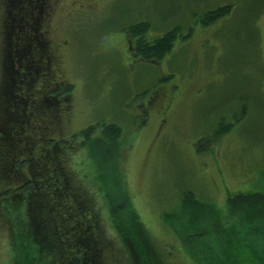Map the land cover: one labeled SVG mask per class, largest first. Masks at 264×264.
Masks as SVG:
<instances>
[{"label":"rangeland","instance_id":"rangeland-1","mask_svg":"<svg viewBox=\"0 0 264 264\" xmlns=\"http://www.w3.org/2000/svg\"><path fill=\"white\" fill-rule=\"evenodd\" d=\"M224 3L233 4L229 14L202 29L203 12ZM71 6L72 0H55L48 16L54 70L74 86L71 115L60 125L65 128L61 136L100 121L123 129L115 150L119 177L158 245L160 264H201L194 249L183 245L161 217L170 212L179 221L193 220L180 211L187 192L219 210L221 221L230 219L227 230L222 226L227 239L247 244L236 264H264V206L250 204V199L264 196V0H109L101 15L81 16H73ZM15 16V11L9 13V2L0 0L3 100L11 90L7 70L11 58L15 61L10 57L15 56ZM140 20L151 23V37L179 27L184 39L163 59L143 61L129 50L132 40L126 28ZM7 117L2 105L0 120ZM222 121L234 123L233 129L210 146L204 140L208 150L198 152V142L213 138ZM75 152L72 163H88L86 151ZM237 193L253 196L243 208L249 213L248 226L237 212L229 214V197ZM3 213L0 209V264H16ZM18 216L25 221L22 212ZM207 226L212 232L214 224ZM183 230L188 236L189 227ZM229 245L223 236L205 262L224 259L221 264H229Z\"/></svg>","mask_w":264,"mask_h":264},{"label":"trees","instance_id":"trees-1","mask_svg":"<svg viewBox=\"0 0 264 264\" xmlns=\"http://www.w3.org/2000/svg\"><path fill=\"white\" fill-rule=\"evenodd\" d=\"M15 1L18 9L22 5L28 9L30 19L19 15L12 19L16 22L15 56L11 53L10 57H15V61L11 58L12 65L8 62L7 70L11 90L7 100L0 93V107L3 105L11 116L0 120V209L10 231L16 264H160L158 245L119 177L115 150L120 146L123 129L116 123L100 121L69 137L61 136L65 128L60 125L71 115L74 86L59 78L54 70V51H48L43 40L35 37L39 25L35 23L34 11L46 3ZM215 14L209 21L226 12ZM151 27V23H140L130 30L135 38V56L146 62L163 59L178 40L184 39L179 29L152 39ZM28 41L35 45L31 47ZM20 42L30 51L22 48ZM13 70H17L19 79L14 78ZM1 73L2 70L0 76ZM225 124H219L213 138H202L197 151L208 150L202 145L204 140L210 146L233 129L234 123ZM77 150L87 152L88 163H72ZM250 198L253 196L238 193L228 200L229 214L237 212L243 226L251 224L248 211H243ZM250 200L251 206H264V196ZM182 206L180 211L193 220L189 217V221H179V216L170 212L161 217L183 245L194 249L193 255L201 264H209L204 257L214 251V245L218 247L223 236L231 242L227 247L229 264H236L246 253L247 244L233 241L230 228L227 239L222 226L227 230L230 219L221 221L214 206L201 202L190 192L185 193ZM21 212L25 221L18 216ZM237 222L232 225L235 229ZM208 224H214L210 233ZM183 227H189L188 236ZM198 239H202V246L195 250ZM233 249L236 254H232Z\"/></svg>","mask_w":264,"mask_h":264},{"label":"flooded vegetation","instance_id":"flooded-vegetation-1","mask_svg":"<svg viewBox=\"0 0 264 264\" xmlns=\"http://www.w3.org/2000/svg\"><path fill=\"white\" fill-rule=\"evenodd\" d=\"M7 1L9 2V13L10 12L13 13V11H15V15L17 17L19 15L20 17H23L25 19H26V17H28L30 19V16L27 15V12H28L27 8L23 7V5H22L18 9L17 4L15 6V4H13L11 0H7ZM54 1L55 0H44V2L46 3V6L44 7V3L42 2L43 4H42V6H40V10L36 8L34 11V17H36V19H37L35 21V23H36V25L37 24L39 25L38 29H36V31L34 33L35 37L37 38V40H40V42H41V40H43L44 47L48 51H50V49H52V40H51L52 39V28H51L52 25H51V23L48 22L49 21L48 16H50V10L52 9V4ZM108 1L109 0H72V6L70 7L71 11L69 10V12L73 16H76L77 14L79 16H81V15L86 14V13H92L94 15H96V14L101 15L105 11V8H103V6H105V3ZM49 2L50 3L52 2V3L49 4ZM232 6H233V4H231V3H224L223 5L217 6L215 8H209L205 12H203L205 14L199 20V24L202 27V29L205 26L208 27V26L216 23L221 18L228 15L229 12L231 11ZM219 11H225L226 14L221 18H218V19L215 18V20L209 21L208 18H212L213 15H216L215 13H218ZM32 15H33V13H32ZM31 18H33V17H31ZM140 23H150V22L140 20V21H136V22H132V23L128 24L126 28H128L129 30H132L133 26L138 25ZM176 29H179V27H176L172 30H176ZM172 30H170V31H172ZM170 31H167V32H170ZM202 31H204V30H202ZM127 32H128V35L131 36L130 39L132 40V41H130V44H129V46H130L129 50L135 55V45H134V40H133L135 38H133L132 35L129 34V33H131L130 31H127ZM167 32H165V33H167ZM189 32L190 33L193 32L192 27L189 29ZM165 33H162L159 36H163ZM22 34H24L25 36L27 35V34H25V31H22ZM181 36H182V34H181ZM150 37H151V35H150ZM151 38L154 39L156 37H151ZM51 58L52 57H49L48 59H51ZM63 82L67 83L66 80H63ZM237 195H238V193H237Z\"/></svg>","mask_w":264,"mask_h":264}]
</instances>
